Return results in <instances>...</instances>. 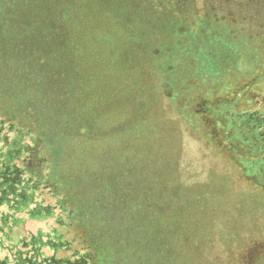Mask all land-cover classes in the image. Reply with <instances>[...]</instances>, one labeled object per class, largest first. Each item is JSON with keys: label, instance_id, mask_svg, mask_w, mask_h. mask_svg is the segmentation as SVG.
<instances>
[{"label": "trees", "instance_id": "trees-1", "mask_svg": "<svg viewBox=\"0 0 264 264\" xmlns=\"http://www.w3.org/2000/svg\"><path fill=\"white\" fill-rule=\"evenodd\" d=\"M33 5L51 7L68 27L66 57H77L81 78L75 86L71 81L55 91L52 82L58 77L51 75L55 65L40 75V65H33L35 69L25 76L42 84L41 90L48 85L45 92H36L35 87L23 90L27 80L19 75L3 78L5 71L0 68V109L5 106V113L0 112V264L158 263V252L152 251L161 243L158 229L144 219L140 223L129 217L130 213L142 216L144 197L129 202V191L111 181L120 172L127 177L134 170L125 172L129 163L122 156L117 166H111L107 151L101 158L95 154L99 140L106 142L107 125L114 128L119 120L122 123L125 109L135 110L137 117L128 131H115L112 136L129 142L130 134L142 131L151 135L146 145L150 150L159 146L153 134H159L161 127L164 134L169 120L146 114L142 96L158 86L154 79L158 65L175 75L167 82L170 99L192 120L191 131L224 155L242 180L264 193V46H254L259 34L251 28H258L264 43V0H33ZM187 39L194 48L180 51L183 58H174L178 50L174 47ZM141 41L144 49L137 43ZM200 64L215 73L201 76ZM193 76L199 78L194 85L188 80ZM96 80L99 88L93 91ZM164 85L162 81L159 86ZM53 100L55 114L65 112L59 124ZM17 104L34 109L30 119L13 117L15 107L24 109ZM80 147L92 150V157L81 156ZM164 151V156H173L175 150ZM149 172L145 178L156 176L155 190L162 195L158 185L162 179ZM101 175H106L104 181L91 188V205L101 207L85 212L76 192L81 185L69 179ZM140 176L135 181L139 184L144 178ZM109 193L117 196L107 202ZM153 212L158 214L157 209ZM90 213L108 221L107 235L101 233L102 224H91ZM79 215L89 223L84 229L78 227ZM46 220L52 221L48 229L33 231L27 226Z\"/></svg>", "mask_w": 264, "mask_h": 264}, {"label": "rangeland", "instance_id": "rangeland-1", "mask_svg": "<svg viewBox=\"0 0 264 264\" xmlns=\"http://www.w3.org/2000/svg\"><path fill=\"white\" fill-rule=\"evenodd\" d=\"M32 3L33 0H0V68L5 71L3 78H16L19 75L22 79L27 80L26 88L23 90L35 87L36 92H45L48 88L47 83L45 84L46 88L41 90L42 84L32 82L30 79L32 77L25 75L30 69H35L33 65H40L38 67L39 75L50 72V66L55 65L51 75L57 76L58 79L52 82L53 90L60 91L61 88H67L66 83L71 81L75 86L80 82L81 72L78 69L77 57H66L69 56L68 27L59 20V16L52 11L51 7H47L46 11L40 7L36 8L35 5L32 6ZM251 28H254L253 31L259 34L256 36L258 44L255 43L254 46H264L258 28L255 25ZM190 40H184L179 47L178 45L174 47L178 48L174 58L181 59L183 57L179 53L180 51L183 52L186 48L189 50V47L194 48L189 45ZM142 42H137L141 45L140 49H144ZM191 54L196 59V53L191 52ZM6 65L9 66L5 70L3 67ZM32 72L36 74V71ZM197 72L201 76L215 73H212V68L209 69L204 64L199 65ZM85 74L91 76L89 73L85 72ZM174 77L175 75L170 76L165 66L160 69L158 65V70L154 75L158 86L147 93L142 92L145 113H149L155 118L162 116L169 120V127L164 134L161 133L162 127L159 134H153L159 146L150 150L146 145L152 141L151 135L147 136L142 131L140 134H130L129 142L126 137L112 136L115 131L121 130L122 133L128 131L132 126V119L137 117L138 112L125 109L121 113L122 123L119 120L114 128L108 127V125L106 127L108 130L105 131L104 138L107 142V138L110 137L109 145L99 140L95 154L101 158L106 155L107 151V158L111 166H117L119 156H122V161L129 163L125 167V172L127 169L134 170L135 174L128 172L127 177L125 173L120 172L111 181H115L129 191L127 198L129 202H137L144 197L140 201L145 204V210L142 213L144 218L139 214L131 215V213L129 217H134L135 221L140 223L144 219L147 223L151 222L153 228L158 229L157 236L161 243L155 249H150L155 253L158 252L157 264H263L264 193L242 180L238 170L227 161L224 155L220 154L208 140L191 131L189 123L192 120L186 119V115L182 114V111L176 108L170 99L169 83L167 84V82ZM39 79L43 80L44 77ZM198 79L197 76H193L188 80L194 85ZM88 81L90 82V80ZM162 81L165 82V85L159 86ZM93 85V91H97L99 81L96 80ZM24 93L27 95V92ZM29 95L31 94L29 93ZM56 96L58 95L56 94ZM25 102L22 106L25 105ZM1 103L3 105V102ZM53 103L54 112L55 100ZM6 105L9 108L12 107L9 103ZM17 106L24 109L15 107L17 112L13 117L16 120L30 119L29 115L33 113L34 109H26L18 104ZM4 109L5 106L0 109L2 114L5 113ZM1 113L0 115H2ZM43 114L46 116L45 112ZM63 114L65 112L61 115L53 113L58 124L61 120L63 122L65 118L64 116L62 119ZM108 131L111 132V135L107 134ZM78 135L81 137L83 134H72L76 138H79ZM60 138V141L65 139V134ZM133 148L136 149L135 153L131 151ZM165 148H169L168 153L175 150L173 156H164L167 155L164 151ZM80 149L81 156H91L92 150L87 152L82 147ZM49 158L52 159V156L49 155ZM75 166H77V162ZM149 171L157 172L158 177L162 179L158 183L162 186V195L158 193L161 191L157 188L155 190L158 178L156 176L151 177L150 180L145 178V173L150 174ZM113 172L116 171L112 168ZM140 175H144V178L139 184L135 181L141 177ZM105 176L101 175L93 179H82L78 176L74 177L76 180L69 179L70 182H78L81 185L80 192H76L82 199L80 206L85 209V212L101 207L100 205L97 207L91 205L94 193L91 188L95 184H101ZM135 185L140 186L136 187ZM116 196L109 193L107 202ZM157 200L159 204L156 205L155 201ZM49 202H53V200ZM156 209L158 214L153 212ZM101 211L104 213L103 207ZM79 217L77 219L78 227L84 229V225L89 223L86 219L84 220L85 216L79 215ZM87 217L92 222L91 224H102L100 226L101 233L105 235L109 233L108 221H102L97 215L94 216L91 213ZM51 222V220L30 221L27 226L36 231L39 228L48 229ZM143 231L146 235L147 230Z\"/></svg>", "mask_w": 264, "mask_h": 264}]
</instances>
